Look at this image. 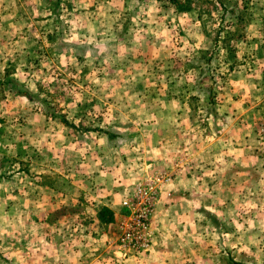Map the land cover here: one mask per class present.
Returning <instances> with one entry per match:
<instances>
[{
	"label": "rangeland",
	"instance_id": "374dc122",
	"mask_svg": "<svg viewBox=\"0 0 264 264\" xmlns=\"http://www.w3.org/2000/svg\"><path fill=\"white\" fill-rule=\"evenodd\" d=\"M175 113L185 120L173 126L185 134L176 146L219 152L224 167L232 152L251 163L255 194L219 191L229 206L219 203V240L203 264H264V0H0V264H91L100 255L153 264L142 256L149 250L116 254L120 206L102 227L105 252L71 248L59 262L41 260L39 248L78 223L71 205H51L71 179L77 143L104 135L111 147L100 155L111 167L127 159L144 119Z\"/></svg>",
	"mask_w": 264,
	"mask_h": 264
},
{
	"label": "crops",
	"instance_id": "0c3cea01",
	"mask_svg": "<svg viewBox=\"0 0 264 264\" xmlns=\"http://www.w3.org/2000/svg\"><path fill=\"white\" fill-rule=\"evenodd\" d=\"M167 105L173 107L176 104L168 102L161 106ZM144 121L147 127L142 129L143 134L139 135L135 145H127L128 157L123 163L108 167L106 159L100 154L111 146L103 143L106 138L102 134L75 145L76 165L71 171V179L61 187V193L56 194L58 197L51 200V205H71L78 210L75 213L78 223L73 230L61 231V235H56V238L59 237L58 242H61L59 245L56 242L55 246L40 247L41 260L43 255H54L59 262L64 261V256L71 253V248H74L75 253L83 251L93 255L99 246L103 247L105 241L102 227L110 224L99 222L96 211L105 207L116 215L122 195L138 179L148 174L165 172L171 176V180L165 183L159 194L150 222L154 233L153 243L148 253L142 256L153 264L207 262L210 242L219 240L218 226L211 223L219 220V213H216L219 203L224 207L229 206L219 200V191L232 189L241 191L239 195L242 198L253 197L255 193L250 192L249 186L251 163L246 154L236 155V152H232L229 165L224 167L223 158L219 163V156L222 155L219 152L208 155L203 147L192 141L176 146L177 137H185L181 131L174 135L177 130L173 126L185 122L176 118V113L170 118L154 117ZM167 124L171 127L168 132L163 128ZM235 140L231 139L230 143L236 144ZM61 217L62 220L66 219V210ZM72 242L73 245L67 244L71 245L70 249L63 247ZM102 249L106 251V248ZM30 251L34 255L35 249ZM35 262L34 258L29 263ZM91 264H105L104 255L93 258Z\"/></svg>",
	"mask_w": 264,
	"mask_h": 264
},
{
	"label": "built area",
	"instance_id": "2783aa9c",
	"mask_svg": "<svg viewBox=\"0 0 264 264\" xmlns=\"http://www.w3.org/2000/svg\"><path fill=\"white\" fill-rule=\"evenodd\" d=\"M154 174V175H153ZM145 175L122 197L119 206L123 212L117 220V235L113 242L120 257L147 252L153 242L150 219L158 196L169 180L166 173Z\"/></svg>",
	"mask_w": 264,
	"mask_h": 264
},
{
	"label": "trees",
	"instance_id": "16d2710c",
	"mask_svg": "<svg viewBox=\"0 0 264 264\" xmlns=\"http://www.w3.org/2000/svg\"><path fill=\"white\" fill-rule=\"evenodd\" d=\"M6 84L13 88V92L15 95L19 97H23L30 101L32 99V93H30L28 90L23 89L19 84L15 83L12 80H7ZM96 218L100 222L104 223H112L113 219L114 221L117 220V218H114V215L111 211H109L107 208L102 207L96 211Z\"/></svg>",
	"mask_w": 264,
	"mask_h": 264
}]
</instances>
